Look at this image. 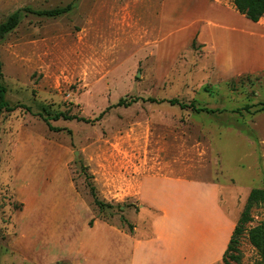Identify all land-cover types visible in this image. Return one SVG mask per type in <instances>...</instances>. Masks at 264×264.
Here are the masks:
<instances>
[{
    "label": "rangeland",
    "instance_id": "rangeland-1",
    "mask_svg": "<svg viewBox=\"0 0 264 264\" xmlns=\"http://www.w3.org/2000/svg\"><path fill=\"white\" fill-rule=\"evenodd\" d=\"M214 5L235 10L232 0H0V23L20 11L19 25L0 41L14 109L0 118V264H131L161 214L136 195L139 180L156 174L218 184L226 219L204 208L211 244L215 229L229 236L251 190L264 189V70L218 69L199 28L212 17L239 30L249 21ZM67 7L54 17L25 10ZM211 33L219 48L231 38L248 51L246 35ZM121 99L129 106H117ZM60 111L89 122L50 120L52 130L44 118ZM85 173L112 209L94 206ZM250 215L235 253L240 262L231 264H264L249 241L264 224V204ZM190 225L186 249L179 243L171 262L162 255L150 263L224 264L223 255L200 260L207 231L197 236L193 219ZM168 228L183 233L175 218Z\"/></svg>",
    "mask_w": 264,
    "mask_h": 264
},
{
    "label": "crops",
    "instance_id": "crops-1",
    "mask_svg": "<svg viewBox=\"0 0 264 264\" xmlns=\"http://www.w3.org/2000/svg\"><path fill=\"white\" fill-rule=\"evenodd\" d=\"M215 1L217 0L211 2L214 4ZM223 9H229L238 14L232 8L222 5H217L215 11ZM220 13L222 12L215 14ZM248 21L249 22L246 24L249 28L246 30H239L232 25L223 26L219 21L213 20L212 17L206 19V21L203 22V26L199 28V37L201 42L206 45L205 48H213L216 50V56L213 61L217 62L216 64L220 71H222L221 69L223 68L226 71V69L231 70L235 67L240 69L237 73L264 70V17L258 22ZM206 28L210 30L209 33H207ZM213 29H220L226 32L227 35H231L229 32L246 35L249 38V42L244 43V45H249L247 48L248 51L246 52L243 50V46H235V44L233 46L231 38H225V44L219 48L215 40L213 41L208 38V35ZM196 30L198 31V28ZM235 36L237 37L238 35ZM209 37H213L212 33ZM218 193H220V186L218 184L189 180L169 174H156L140 179L136 193L137 198L143 204L152 207L161 214L152 220L153 237L149 240L136 243L135 251H131V264H157L156 262H150L153 260L157 261V257L162 255L166 256V259H168L167 262H171L174 250L178 249L179 243L183 244L186 249L189 239L188 231L192 219L194 222V234L200 236V234H204V232L207 231L204 245L207 244V242L209 243L205 247L203 246L200 260L204 261L207 260V257L208 259H213L217 256H222L227 248L233 229L230 231L229 236L227 233L223 237L219 234V231L217 233V229L213 230L215 231L213 233L215 238L211 244L212 230L210 231L209 227L212 224V220L208 218L210 213L204 211L205 207L214 208L218 213L217 216L219 217V214L221 215L216 203ZM182 205H189L185 212L179 208ZM196 209L197 212L200 214L202 213L200 218L197 216L193 217L192 215L196 212ZM173 218L177 220L178 226L183 230V233H180L178 236L176 233L172 232V230H168V223L170 222L171 225L173 223ZM219 219L225 221L226 218L219 217ZM194 234L191 237V242L193 241ZM204 248H206L208 252H205L206 250L204 251ZM140 251L148 255L150 254V258L148 260H143Z\"/></svg>",
    "mask_w": 264,
    "mask_h": 264
},
{
    "label": "trees",
    "instance_id": "trees-1",
    "mask_svg": "<svg viewBox=\"0 0 264 264\" xmlns=\"http://www.w3.org/2000/svg\"><path fill=\"white\" fill-rule=\"evenodd\" d=\"M214 1V0H211ZM233 6L235 10L240 13L241 15H244L248 20L252 22H258L262 17H264V0H232ZM70 7L67 8H59L54 10H44V11H32L31 9H25L26 11L33 12L39 16H47V17H54L61 14H65L69 11ZM20 23V11H16L12 13L5 22L0 23V41H2L7 34L12 32L17 28V26ZM1 69V65H0ZM7 88L3 83V73L0 70V118L4 113L13 112L14 109L9 105L7 99ZM151 102L154 103H168L171 106H178L182 110H191L196 113H207V114H214L217 110L215 109H209L207 107H199L195 103H184L179 101L178 99H163V100H157V99H150ZM130 103H126L125 100L121 99L117 106H129ZM262 105V111L264 110V103ZM245 109H250V106H246ZM49 117L44 118V121L47 123L48 127L54 130L52 128L50 120L58 121V120H65V121H71V120H78L83 122H89L88 120L79 117L77 115H71L67 112H56L53 115H48ZM86 179L89 180L88 184L90 187V192L93 198V204L94 206L100 211L103 212L105 208L112 209L113 206L110 204H106L103 201H101L97 194L95 193V187L92 185L91 178L92 176L88 173H85ZM264 204V189H258L254 188L251 190L246 205L244 207V210L238 220V222L235 225V228L233 229V232L231 234L230 240L228 242L227 248L223 254L222 260L224 264H231L228 259H231L232 261L239 263L240 258L239 255H236L235 253L238 252V244H239V238L244 234L245 231V225L252 222V217L250 215L251 210L256 207ZM131 233H133V226L129 225ZM249 241L255 247L262 259L264 260V224L259 225L257 227L252 228L249 231Z\"/></svg>",
    "mask_w": 264,
    "mask_h": 264
}]
</instances>
